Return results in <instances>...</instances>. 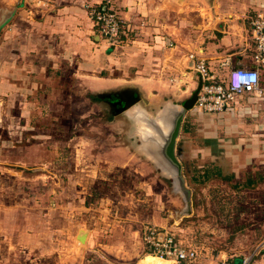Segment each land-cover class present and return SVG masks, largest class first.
I'll list each match as a JSON object with an SVG mask.
<instances>
[{"label":"crops","instance_id":"crops-1","mask_svg":"<svg viewBox=\"0 0 264 264\" xmlns=\"http://www.w3.org/2000/svg\"><path fill=\"white\" fill-rule=\"evenodd\" d=\"M177 1L178 6L170 3L172 0H113V8L129 23L132 31L124 44L113 47L100 38L85 8L86 0H0V5L5 7L0 25L2 177L12 178L16 170L24 178L25 172H41L53 164L54 170L53 173L49 170V176H53L55 183L61 180L62 160L55 136L56 125L61 128L59 121L56 124L61 115L51 109V103L73 102L79 95L85 102L101 103L106 113L98 115L99 118L109 116V121L115 124L111 137L131 139L127 143L116 140L110 145H104L103 140L100 144L89 142L85 146L84 163L79 157L83 153L82 144H72L71 139L76 159L70 177H75L77 184L86 185L75 197L88 198L90 204L87 206L84 202V208L92 213L90 230L85 234L86 245L98 234L93 227L98 218L102 226V217L119 213V206H113L115 202L105 205L107 201L101 197L95 204L96 198L91 196L97 183L112 180L114 170L133 167L138 177L143 176V190L138 195L142 202L137 203L141 210L135 212L129 206L123 213L127 221L139 222L136 234L140 238L145 227L175 231L179 223L196 213L191 189V182L197 181L193 177L196 173L191 172L195 160L200 170L196 176L203 182L237 170L236 157L241 158L237 149L222 147L215 140L208 144L200 140L194 144L185 137L184 134H189L186 123L189 116L195 111L202 118L208 114L199 111L196 105L183 115L174 145L178 164L169 163L167 170L158 167L156 155H162L165 146L162 142H151L150 135L154 132L151 124L160 120L166 110L169 113L182 108L197 90L201 77L193 69L189 55L197 53L205 58L216 83L225 84L234 68L255 67L250 26L230 19L223 24L214 20L213 25L207 27L206 22L191 20L186 0ZM260 74L263 82L264 66L260 67ZM242 97L244 95L237 97L232 108L223 113L236 114L243 110L246 105L240 103ZM90 116L85 115V118ZM49 118L52 120L46 125ZM162 178L173 184L181 181L183 191L164 197L155 188V184L164 183ZM58 192L54 190V199ZM22 193L20 197H31L27 191ZM205 196L203 193L200 197ZM8 197H13L8 190L0 191V199L7 201L5 206L0 200V228L4 229V233H0V247L39 255L37 245L31 247L22 240L29 227L30 208L24 204V198L11 204ZM38 211L45 220L52 219L56 223L62 219V207L55 200L51 206ZM56 231L54 229V234Z\"/></svg>","mask_w":264,"mask_h":264},{"label":"rangeland","instance_id":"rangeland-1","mask_svg":"<svg viewBox=\"0 0 264 264\" xmlns=\"http://www.w3.org/2000/svg\"><path fill=\"white\" fill-rule=\"evenodd\" d=\"M186 1V9L190 10L191 20L201 24L206 22L207 27L213 25L214 20L222 21L223 24L230 19L244 21L250 26L252 17L264 14V0ZM170 3L179 5L177 0H172ZM4 9L5 7L0 5V25L5 16ZM224 19L228 20L224 22ZM261 85H264V81ZM240 103L245 104L246 107L236 114L208 113L202 118L195 111L186 122L189 134L184 135L194 144H198L200 140L203 144L215 140L222 147L227 145L228 148L237 149L241 156V158L236 157L238 164L235 172L229 171L225 176H221L222 178L209 182L198 180L196 176L200 171L198 160L191 165V172L196 173L193 177L197 179L191 182L196 213L179 223L175 233L185 245L197 249L199 258L196 264H220L223 260L239 262L245 257H252V264L259 262L264 264V250L257 251V247L264 242V96L247 94L240 98ZM51 104V109L54 108L61 115V118L56 120V124L59 121L61 128H57L56 125L58 132L56 131L55 135L58 139L57 148L60 149L58 156L62 160L61 180L55 183L53 176H49V170L53 173V164L45 167L41 172L40 170L25 172L24 178H21V174L16 170L9 179L2 177L0 172V191H9L13 196L8 197L11 204L24 198L20 197L22 191H27L31 195L29 198L25 195L23 199L26 201L24 204L30 208V214H28L29 227L27 226L22 240L31 247L37 245L40 254L6 251L5 248L0 247V264H137L151 253L145 250L139 234H136L139 222L134 221V224L129 222L130 219L127 221L125 218L127 215L123 213L129 206L135 212L141 210L142 207L137 203L142 202L138 195L143 190L141 183L144 180L143 176L138 177L131 167L120 171L114 170V173H111L112 180H104L96 184L95 190L91 192V196L94 195L96 198L94 203L96 204L97 200L103 197L107 201L105 205L115 202L113 206L115 208L119 206L117 209L119 213L109 215L105 219L102 217V226H99L98 222L101 219L98 218L97 225H93L98 234L89 245H86L80 237L90 230L92 213L84 208V202L88 206L90 200L88 198L84 200V196L75 197L79 194L77 192L79 189L85 188L83 187L85 183L77 184L75 177H70L76 159L74 147L71 146L72 141V144H82L83 153H80L79 157L83 158L80 161L84 163L85 146L89 145V142L100 144L103 140L104 145H110L116 143V140L127 143L131 142V139L127 136L123 139L111 137L115 124L109 121V116L99 118L98 115L106 113L101 103L85 102L79 95L73 102ZM85 115L91 116L85 118ZM50 119L46 120V125L50 123ZM50 127L51 130L54 129L53 126ZM17 168L20 170L19 167H15ZM80 174H83V171H80ZM162 181L164 183L155 184V188L162 192L164 197L178 190L176 185L165 178ZM76 185L78 187L75 188ZM54 188L59 190L55 199ZM203 193L206 196L201 198ZM54 200L62 207V219L56 223L52 219L45 220L38 211L51 206ZM108 201L110 204H107ZM1 202L7 205L4 198ZM80 205L82 207L78 208ZM116 218L122 221L115 222ZM54 229L58 230L56 234ZM3 230L0 228L1 234L4 233Z\"/></svg>","mask_w":264,"mask_h":264},{"label":"built area","instance_id":"built-area-1","mask_svg":"<svg viewBox=\"0 0 264 264\" xmlns=\"http://www.w3.org/2000/svg\"><path fill=\"white\" fill-rule=\"evenodd\" d=\"M85 8L93 20L100 38L108 41L111 46L122 45L130 38L132 33L130 25L113 8V0H86ZM250 33L254 43L252 58L255 67L232 69L225 84L214 81L207 62L201 54L191 53L189 55L193 62V69L198 72L203 81L196 102V108L199 111L223 113L231 109L235 99L241 95L264 96L260 74V67L264 66V14L252 17ZM141 240L148 253L169 260L172 264H196L199 258L197 249L185 245L175 231L171 229L155 226L145 227L142 231ZM261 250H264V242L257 247L258 252ZM220 264L234 263L223 260ZM235 264H252V257H245Z\"/></svg>","mask_w":264,"mask_h":264},{"label":"water","instance_id":"water-1","mask_svg":"<svg viewBox=\"0 0 264 264\" xmlns=\"http://www.w3.org/2000/svg\"><path fill=\"white\" fill-rule=\"evenodd\" d=\"M202 85L203 81L200 78V83L197 90L194 92L192 98L186 101L182 108L178 110H171L169 113L166 110L161 114L162 116L160 120H157L153 124H151V127L154 129L153 134L150 135V138H152L151 142L153 144H159L162 142L165 146L163 150L164 155H161L159 153L156 155V161L159 164L158 167L163 170H167V166L169 163L176 165L178 164L175 157L174 145L180 132L183 115L186 110H190L196 105ZM174 185L178 187V191H183V184L181 181H177L176 183H174ZM80 238L85 242V234H83V236H81Z\"/></svg>","mask_w":264,"mask_h":264},{"label":"bare ground","instance_id":"bare-ground-1","mask_svg":"<svg viewBox=\"0 0 264 264\" xmlns=\"http://www.w3.org/2000/svg\"><path fill=\"white\" fill-rule=\"evenodd\" d=\"M137 264H171V262L158 256L151 255L147 258L141 259Z\"/></svg>","mask_w":264,"mask_h":264},{"label":"trees","instance_id":"trees-1","mask_svg":"<svg viewBox=\"0 0 264 264\" xmlns=\"http://www.w3.org/2000/svg\"><path fill=\"white\" fill-rule=\"evenodd\" d=\"M122 38L124 39V36H122ZM125 39H126V37H125ZM150 255H152V254H150ZM155 256V255H154Z\"/></svg>","mask_w":264,"mask_h":264},{"label":"flooded vegetation","instance_id":"flooded-vegetation-1","mask_svg":"<svg viewBox=\"0 0 264 264\" xmlns=\"http://www.w3.org/2000/svg\"><path fill=\"white\" fill-rule=\"evenodd\" d=\"M150 255V254H149Z\"/></svg>","mask_w":264,"mask_h":264}]
</instances>
